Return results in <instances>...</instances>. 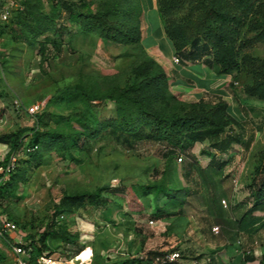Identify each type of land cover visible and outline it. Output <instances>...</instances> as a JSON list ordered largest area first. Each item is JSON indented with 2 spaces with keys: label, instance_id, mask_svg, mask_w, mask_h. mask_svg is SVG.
<instances>
[{
  "label": "rangeland",
  "instance_id": "obj_1",
  "mask_svg": "<svg viewBox=\"0 0 264 264\" xmlns=\"http://www.w3.org/2000/svg\"><path fill=\"white\" fill-rule=\"evenodd\" d=\"M114 1L74 0V10L86 11V7L82 8L85 2H92L91 9L97 10ZM198 1L130 0L141 11L144 39L140 45L124 46L107 42L96 33L83 32L65 10L56 18V26L51 31L35 38L32 29L37 21L53 16V9L59 3L57 0H26L18 18L0 21V137L21 130L26 142L30 140L29 129L35 124L24 108H16V100L24 107L37 103L44 106L39 130L42 135L80 130L78 120L80 114L88 110V104L79 94L65 90L75 85H81L88 92L125 88L134 81L133 68L147 58L158 62L148 51L153 43L152 36L147 35V14L151 9L162 20L163 39L182 61V51H177L167 26L174 29L193 22L202 14ZM260 2V14L251 15L244 23L240 39H250L257 34L251 30L250 22L264 11V0ZM117 17L121 15L113 19ZM164 48L161 47L162 51ZM184 49L192 47L188 44ZM244 52L264 60V40L249 45ZM204 59H212V56ZM203 60L187 62L202 64ZM213 69L227 89L251 101L244 115L250 118L253 127L232 125V130L244 138L255 131L257 140L251 151L234 144L228 153L222 154L215 153L210 142H185L171 154L166 152L165 145L147 139L145 129L126 139V135L119 137L106 131L90 140L84 151L74 149L71 154L58 149L44 151L40 146L41 157L34 156L27 164H21L19 172L24 179L14 192H7L2 198L3 208L19 226L17 232L7 237L29 243L53 222L59 232L77 236L75 240H66L63 235L49 241L50 250L44 253L55 264H81V260L87 264L125 260L147 264L149 252L161 253L153 264H240L242 254L254 258L247 264H264V229L249 236L239 233L233 220L226 254L208 249L206 237L200 232L201 227L208 225V208L215 201L225 207V200L233 219L244 214L252 203L250 194L260 182L258 167L264 158V100L245 94L252 76L246 71L221 75L216 67ZM93 104L100 116H108L113 107L109 101ZM11 152L10 145L0 143V163L5 164ZM211 156L219 164L227 162V165L222 169L211 165ZM148 184L162 185L169 195L179 196L178 202L185 200L184 205L169 203L167 196L155 193L139 200L133 187L138 189ZM99 189L102 197L98 206L87 205L74 214H56L65 195L94 193ZM117 190L126 191V196H120ZM139 203H142L140 208ZM156 205L168 206L175 215L155 220L152 216ZM2 245L0 264H11L7 255L9 248L5 243ZM175 251L180 252L181 258L167 261V255ZM214 254L219 258L216 262L210 259Z\"/></svg>",
  "mask_w": 264,
  "mask_h": 264
},
{
  "label": "trees",
  "instance_id": "obj_2",
  "mask_svg": "<svg viewBox=\"0 0 264 264\" xmlns=\"http://www.w3.org/2000/svg\"><path fill=\"white\" fill-rule=\"evenodd\" d=\"M57 2L59 3L57 8L53 9L55 14L38 20L33 27L32 34L35 38L51 31L56 26V18L61 17L62 11L65 10L85 33H96L103 40L117 45L141 44V11L137 10L130 0H115L108 5L103 4L97 10L91 9L92 2H85L82 8L86 7V11L78 12L74 10V0H57ZM198 3L202 14L198 15L193 22L174 29L167 26V33L177 51L179 53L182 51L183 58H181L195 62L211 55L212 59L203 61L212 68L216 67L221 75L246 71L252 76V83L246 87L245 94L264 100V60L244 52L249 45L252 46L264 40V11L259 18L255 17L251 20L253 22H250L251 30L256 31L257 34L250 39H240V30L244 23H247L251 15L260 14V0H199ZM22 4L25 7L26 0H23ZM22 11H15L9 21L18 18ZM118 15L121 17L113 19ZM188 44L192 49L186 51L184 48ZM133 74L134 81L125 88L112 87L105 92L93 89L88 92L81 85H75L65 90V92L79 94L88 104V110L81 113L78 120L80 130L70 134L42 135L39 133L42 112L38 115L36 124L29 129L31 133L28 142L22 137L21 130L18 133L1 136L0 143L10 145L12 152L22 150L25 145L37 148L27 155L28 158L20 160L10 180L0 187V206H3L2 198L5 193L14 192L19 182L24 179L19 172L21 164H27L34 156L41 157L40 146L44 151L58 149L71 154L74 149L84 151L90 140L101 136L106 131L118 134L119 137L126 135V139L128 135H135L145 129L147 139L165 145L166 152L171 154H175L185 142L196 144L209 141L211 147L222 154L228 153L234 144L241 145L244 150H250L255 140V131L244 138L243 135L232 130V125L240 124L231 115L226 101L222 99L216 103L205 100L195 103L181 101L170 90L166 69L152 58L145 59L133 68ZM95 101L112 102L111 113L108 116H100L93 104ZM228 130L229 134H227ZM211 157V165H218L221 169L227 165V162L219 164L214 156ZM8 160L9 158L6 163ZM74 160L78 163L82 162L80 158H74ZM5 164L0 163V166ZM258 173L260 182L250 194L251 206L236 222L238 232L249 236L256 235L264 229V216L257 215L259 212H264V158L258 167ZM133 189L139 200L155 193L167 196L169 203H179L180 206L185 203V200L178 202L177 194L169 195L159 184H148L138 189L133 187ZM117 194L125 197L126 191L117 190ZM101 197V189L94 193L65 195L58 205L56 214H74L87 205L96 207ZM141 205L142 203H139L138 208ZM154 209L152 217L155 220L175 215L168 206L156 205ZM63 235L66 240H75L77 237L66 231L59 232V229L54 228V223L51 222L37 239L30 240L27 247L31 249L33 262L37 264V258L50 250L51 239H59ZM160 254V252H149L147 264H153V260L157 257L159 259ZM253 260L252 256L242 254L239 262L247 264ZM112 264H142V262L125 260Z\"/></svg>",
  "mask_w": 264,
  "mask_h": 264
},
{
  "label": "crops",
  "instance_id": "obj_3",
  "mask_svg": "<svg viewBox=\"0 0 264 264\" xmlns=\"http://www.w3.org/2000/svg\"><path fill=\"white\" fill-rule=\"evenodd\" d=\"M4 1L5 0H0V5H2ZM162 31V20L158 14L151 9L147 14V35L152 36L153 43L148 51L166 69L171 91L174 94L181 96L185 101L191 103L199 102L200 100H208L211 103H216L222 99L229 104V109L232 111L230 113L239 122V126L245 125L251 129L253 124L250 122V118L244 115V109L249 107L248 103H251L250 99L239 98L238 95L240 94L237 95L227 89L224 80L218 79L217 72H215L214 69L206 63H189L183 59L181 62H176V55L174 54L171 46L167 44L165 39H163ZM143 39L144 33H142V41ZM161 47H165L164 51H162ZM240 115L244 117L242 118ZM256 140L257 135H255L254 142ZM206 142L209 141H205L203 143ZM253 144L250 151L253 148ZM215 153H218V151ZM250 206L251 203L248 208ZM208 209L206 221L208 225L201 227L200 232L206 237L208 249L217 250L220 254H226L225 246H228V235L233 223L232 221L235 220L237 222L238 219H233V217L229 214L227 207H224L223 205L222 207L219 206L217 201L213 202ZM263 214L264 212L257 213V215L262 216ZM214 227H219L218 233L214 232ZM215 255L216 254L210 258L213 262L219 260V258Z\"/></svg>",
  "mask_w": 264,
  "mask_h": 264
},
{
  "label": "built area",
  "instance_id": "obj_4",
  "mask_svg": "<svg viewBox=\"0 0 264 264\" xmlns=\"http://www.w3.org/2000/svg\"><path fill=\"white\" fill-rule=\"evenodd\" d=\"M23 0H5L4 4L0 8V21H9L14 12L23 9ZM176 62H181L179 57L175 58ZM16 108L19 110L24 108L25 113L32 118L34 124H36L38 115L44 110V106L40 103L32 104L31 106H22L19 100L15 101ZM36 146L25 145L22 150L14 151L10 154L9 160L5 165L0 166V187L10 180L11 175L16 171L21 159L26 158L27 155L36 150ZM117 181V180H115ZM116 185V184H114ZM223 204L227 207V203L223 200ZM153 223V221H151ZM19 229L18 224L12 220L8 212L0 206V249L2 244L5 243L8 246L7 254L11 258V264H35L32 260V254L30 248L27 247L28 242H23L21 239L14 238L11 240L7 235L9 233L17 232ZM215 233L219 232V227L213 228ZM181 258V254L178 251L171 252L167 255V261H177ZM50 258H46V254L40 255L37 258V264H51ZM87 264V261H82L81 264Z\"/></svg>",
  "mask_w": 264,
  "mask_h": 264
},
{
  "label": "bare ground",
  "instance_id": "obj_5",
  "mask_svg": "<svg viewBox=\"0 0 264 264\" xmlns=\"http://www.w3.org/2000/svg\"><path fill=\"white\" fill-rule=\"evenodd\" d=\"M51 264H55V262L51 260Z\"/></svg>",
  "mask_w": 264,
  "mask_h": 264
}]
</instances>
